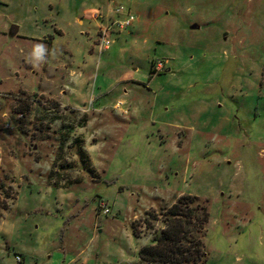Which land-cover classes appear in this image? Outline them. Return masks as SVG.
I'll list each match as a JSON object with an SVG mask.
<instances>
[{
	"label": "rangeland",
	"instance_id": "obj_1",
	"mask_svg": "<svg viewBox=\"0 0 264 264\" xmlns=\"http://www.w3.org/2000/svg\"><path fill=\"white\" fill-rule=\"evenodd\" d=\"M0 158V264H140L186 195L206 264H264V0H0Z\"/></svg>",
	"mask_w": 264,
	"mask_h": 264
},
{
	"label": "trees",
	"instance_id": "obj_2",
	"mask_svg": "<svg viewBox=\"0 0 264 264\" xmlns=\"http://www.w3.org/2000/svg\"><path fill=\"white\" fill-rule=\"evenodd\" d=\"M146 220L148 231H154L155 222L163 229L152 233V244L141 247L137 256L140 264H206L208 255L204 243L209 222L208 206L196 196L180 197L169 209L162 210ZM160 218L162 220H160ZM134 237L140 239L137 221L132 224Z\"/></svg>",
	"mask_w": 264,
	"mask_h": 264
},
{
	"label": "built area",
	"instance_id": "obj_3",
	"mask_svg": "<svg viewBox=\"0 0 264 264\" xmlns=\"http://www.w3.org/2000/svg\"><path fill=\"white\" fill-rule=\"evenodd\" d=\"M115 13L118 14L119 16H124L123 19L115 22V25L118 27V29L120 31H126L127 29H129L131 26H133L135 23L138 22L139 20V16L133 14L130 11H127L123 6H119L117 7L115 10ZM99 17H101V14L98 12H95L93 14H91V18L94 20H98ZM112 30L110 28V26H100L99 27V49L101 52L109 49L110 45L112 44V41L109 40L108 35H109V31ZM1 161V158H0ZM99 210H100V214L99 215H105L107 216L110 213V210L108 208V205L105 202H101L99 204ZM16 263L17 264H21L22 263V259L20 256H16Z\"/></svg>",
	"mask_w": 264,
	"mask_h": 264
},
{
	"label": "crops",
	"instance_id": "obj_4",
	"mask_svg": "<svg viewBox=\"0 0 264 264\" xmlns=\"http://www.w3.org/2000/svg\"><path fill=\"white\" fill-rule=\"evenodd\" d=\"M59 31H61V30H59ZM96 80H97V78H96ZM89 239H90L89 242H91L95 239V236L93 235ZM18 254H20L22 259H23L22 264H27V258L25 257L26 255L23 253H18ZM40 255H41L40 252L34 253V257H38ZM94 262H95V259L93 256V252L91 254H86V252L84 250V251H80L76 256H73L68 264H94Z\"/></svg>",
	"mask_w": 264,
	"mask_h": 264
},
{
	"label": "water",
	"instance_id": "obj_5",
	"mask_svg": "<svg viewBox=\"0 0 264 264\" xmlns=\"http://www.w3.org/2000/svg\"><path fill=\"white\" fill-rule=\"evenodd\" d=\"M193 29H198L199 27L198 26H193L192 27ZM18 26H13L12 28H11V30H10V36L11 37H15L17 34H18Z\"/></svg>",
	"mask_w": 264,
	"mask_h": 264
},
{
	"label": "clouds",
	"instance_id": "obj_6",
	"mask_svg": "<svg viewBox=\"0 0 264 264\" xmlns=\"http://www.w3.org/2000/svg\"><path fill=\"white\" fill-rule=\"evenodd\" d=\"M43 50V46H37V51H42Z\"/></svg>",
	"mask_w": 264,
	"mask_h": 264
}]
</instances>
